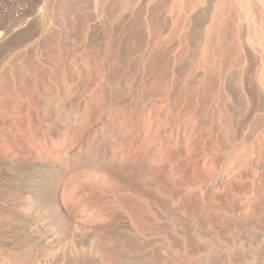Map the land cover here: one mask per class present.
<instances>
[{"label": "rangeland", "instance_id": "obj_1", "mask_svg": "<svg viewBox=\"0 0 264 264\" xmlns=\"http://www.w3.org/2000/svg\"><path fill=\"white\" fill-rule=\"evenodd\" d=\"M0 32V264H264V0H0Z\"/></svg>", "mask_w": 264, "mask_h": 264}, {"label": "bare ground", "instance_id": "obj_2", "mask_svg": "<svg viewBox=\"0 0 264 264\" xmlns=\"http://www.w3.org/2000/svg\"><path fill=\"white\" fill-rule=\"evenodd\" d=\"M8 38H10L8 32H0V43H4L5 41H7ZM79 152H80V154L82 156L83 155L82 150H80ZM34 169H35L34 171H35V173L37 175H39L41 177H44L47 180L48 179L51 180L56 174V170H54L53 168H51L49 166H40L39 168L37 167V168H34ZM36 192H38L37 193L38 198L39 197L42 198L43 193H44V189L41 188V187H38V189H36ZM38 200H40V199H38ZM39 221L44 223L43 226L47 229V231L50 234V236L54 237L55 236V230L49 224L45 223L46 221L44 220V218L41 217ZM31 236H33L32 237V241L37 240L36 243H35L36 245H40V244H43L45 242V240H44L45 238L43 239V237H42V239H41L42 235L40 236V234L38 232H36V231L32 232Z\"/></svg>", "mask_w": 264, "mask_h": 264}]
</instances>
